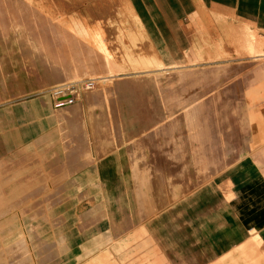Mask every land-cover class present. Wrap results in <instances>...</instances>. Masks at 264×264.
I'll return each instance as SVG.
<instances>
[{"label": "rangeland", "instance_id": "1", "mask_svg": "<svg viewBox=\"0 0 264 264\" xmlns=\"http://www.w3.org/2000/svg\"><path fill=\"white\" fill-rule=\"evenodd\" d=\"M78 2L81 5L75 6L73 12L80 22L75 19L62 23L74 25L76 33L81 34L86 32L85 25L88 27L86 48H81L83 43L77 40L75 55H96L100 62H115L116 68L107 66L106 72V64L98 69L93 68L92 62V69L61 71L49 63L45 46L41 49L43 44L29 37L26 26L19 27L8 19V11L5 12L10 23L6 19L8 24L0 25V171L12 170L0 172V255L4 258L0 264H11L12 259L17 264V256L23 260L18 264H264V238L256 230L264 228L261 213L250 221L254 228L244 234L245 240L230 253L215 254L198 229L200 213H207L202 222H218L212 211L214 202H235L236 213L243 214L245 210L239 209L243 208L240 193L251 198L253 194L249 193L254 192L256 184L264 187V148L260 151L264 147V0ZM48 4L44 3L42 11L54 13L55 8L54 12L49 7L46 10V6H51ZM94 33L101 38L96 40ZM98 42L105 51L97 49ZM253 51H259L261 57ZM170 68L175 70L174 75L169 74ZM116 69L119 75L112 86L95 78L110 75ZM88 82L90 87L84 88ZM184 84L190 90H181ZM57 88L71 89L70 105H55L52 92ZM192 92L205 97L201 106L213 114L212 118L188 119L182 114L183 119H169L166 115L171 111L176 115L181 105L187 107ZM194 94L192 99L196 98ZM165 117V126L173 121L179 129L201 124L203 119L214 129L234 128L235 135L231 134L235 139L226 140L224 136L221 149L226 154L212 163L216 164L215 171L226 172V176L215 177L214 166L194 168L191 162L178 172L189 139L154 132L151 138L166 137L162 139L165 143L170 137L171 150L165 153L177 167L169 176L166 193L153 192L155 199L144 185L150 182V176L144 177L149 173L145 170L142 175V169L148 167L143 163L146 151L128 137L139 130L144 119L158 129L156 122L167 120ZM24 138L29 146L21 149L27 147L31 151L30 161L24 158L21 163L13 156L7 157L14 152L8 150L7 144L12 140L25 143ZM252 151L262 153V157L256 160ZM127 158L134 160L129 163L138 169L118 172L114 179L119 189L98 184L96 172L89 170L93 165L109 171L120 169ZM53 160L56 163L50 164ZM206 168L207 174L203 172ZM195 170L204 174L195 175ZM202 174L208 178L204 180ZM140 175V180L146 179L140 182L142 186L136 183L131 185L133 189L126 187L130 177L135 182ZM213 179L215 189L209 197L213 202L200 198L186 202L188 191L193 193ZM151 181L152 187H148L153 190H148L154 191ZM149 193L159 205L146 195ZM132 197L156 205L149 210H159L150 212L133 205ZM259 203L264 205V195ZM122 207L120 215L110 216V211ZM173 211L174 222L170 218ZM211 239L214 245L215 237ZM7 251L9 255L5 254Z\"/></svg>", "mask_w": 264, "mask_h": 264}, {"label": "bare ground", "instance_id": "2", "mask_svg": "<svg viewBox=\"0 0 264 264\" xmlns=\"http://www.w3.org/2000/svg\"><path fill=\"white\" fill-rule=\"evenodd\" d=\"M78 1H82V4H86L87 3V1L88 0H0V23H2V24H0V25H5L6 23V19H7V17L8 16H6L8 13V15H10L9 17H11V18H9L8 17V19H11L12 21H13V23L15 24V22L17 23V24H19V27H20V24L22 25V26H26V28H27V32H28V35H29V37L31 38V39H33V40H38V41H36V42H39L40 41V44L42 45V47H41V49L44 47V52L45 53H48L49 55H50V57H49V55H48V57H49V63L51 64L52 63V65L54 66V68L56 67H58L57 69H59V70H61V71H71V70H73L72 72H74V70H76V72L77 71H79V70H86V69H92V67H91V63L93 62V64H92V66H93V68H100V67H102V65L103 64H106V72H107V70H109V69H107V66H111L112 67V65L113 66H115L116 64H115V62H110L111 60H109V62H108V60L106 61V60H103L102 62H100V58H97L96 57V55L95 56H90V57H88V56H81V55H75L76 54V48L78 47V45L79 44H77V40L79 41V42H82L83 43V45H79L81 48H86V43H85V38L88 36V31H87V28H86V25L85 24H83V26L85 25V30H86V32L83 30V26H81V28H79V29H82V32L84 31V34H81V33H76V29H74L73 28V26H71V27H69V25L67 26V24L65 23V26L62 24L63 22H67V21H77V20H79V19H77V15H75L74 14V12H73V10H74V8H75V6H77L78 4H80ZM44 3H49L48 5H50L51 4V6H53V8L51 7V6H46V10H47V7H49L50 9H52L53 10V12H54V8L56 9L55 10V12L54 13H51L50 14V12L48 13V14H46V12L44 11H42V9H44V8H42V7H44L43 5H44ZM46 5V4H45ZM81 5V4H80ZM42 8V9H41ZM85 13H87L88 11H87V9H85V7H83V9H82ZM5 11H8V13H6ZM48 11H51V10H48ZM57 11V12H56ZM4 13H6L5 15H4ZM45 13V14H44ZM7 19V21L10 23V20H8ZM75 19H77V20H75ZM87 19V18H86ZM85 18L83 19L84 21L86 20ZM77 22H80V20L79 21H77ZM86 22V21H85ZM84 22V23H85ZM68 23H70V22H68ZM75 23V22H74ZM74 23H72V24H74ZM8 24V23H7ZM6 24V25H7ZM49 24H51V25H49ZM53 24V25H52ZM80 24V23H79ZM4 25H3V27H4ZM10 26H11V24H9ZM49 25V26H48ZM71 25V24H70ZM15 27V26H14ZM10 28V27H9ZM25 28V27H24ZM71 28V29H70ZM72 28H73V31H72ZM12 29H13V27H12ZM22 30V29H21ZM75 30V31H74ZM245 30H247V29H245ZM6 31V30H5ZM235 31V30H234ZM241 31V30H240ZM246 32V31H245ZM251 32V31H250ZM6 33H7V31H6ZM15 33V32H14ZM23 35V34H22ZM25 36H27V35H25ZM93 36H95L94 38L97 40V39H99V38H101L100 37V34L99 33H94L93 34ZM20 37H24V35L23 36H20ZM19 37V38H20ZM22 38H20V39H22ZM26 38V37H25ZM241 38V37H240ZM24 39V38H23ZM27 39V38H26ZM26 39L25 40H23V41H26ZM252 40V39H251ZM22 41V42H23ZM250 41V40H249ZM27 42H29L28 40L26 41V43ZM252 42V41H251ZM24 43V42H23ZM99 43V45L97 46V49L99 50V51H105V48L102 46V45H100V42H98ZM240 43V42H239ZM28 44V43H27ZM34 44V43H33ZM39 44V43H38ZM39 44V46H41ZM30 45V44H29ZM38 45H37V47H39ZM252 46V45H251ZM39 49V48H38ZM241 50V49H240ZM256 50H257V48H256ZM259 50V49H258ZM41 51H43V50H41ZM234 51V50H233ZM260 51H262V50H260ZM237 52V51H236ZM263 52V51H262ZM261 52V53H262ZM41 53V52H40ZM239 53V52H238ZM250 53H252V49H251V51H250ZM249 53V55L250 56H252L251 54ZM253 53L255 54L256 53V57H261V54H260V52L259 51H253ZM258 53V54H257ZM262 56H263V54H262ZM109 58V57H108ZM253 58V57H252ZM102 60V59H101ZM97 62H98V65L96 66L95 64H97ZM95 63V64H94ZM109 63V64H108ZM48 65V64H47ZM95 66V67H94ZM50 67H52V66H50ZM49 67V68H50ZM53 68V67H52ZM52 68H50V69H52ZM109 68V67H108ZM115 68H116V66H115ZM56 69V70H57ZM163 69V68H162ZM170 70H171V68H170ZM258 70V69H257ZM260 70V69H259ZM262 70V69H261ZM111 71V70H110ZM118 71H119V69H118ZM117 71V69L116 70H112V72L113 73H111L110 75H109V73H106V74H108V75H100V76H98V77H95V78H99L98 79V81L100 80V82H101V84H104V83H109L110 82V84H111V86H112V84L113 83H115L116 81H115V77L116 76H118L119 75V72ZM169 71V70H168ZM109 72V71H108ZM171 72H172V70H171ZM175 70L172 72V73H170V71H169V74L170 75H174L175 73ZM254 72H256L255 70H254ZM100 73H104V72H100ZM179 73V72H178ZM69 74H72V75H76L77 73H70L69 72ZM177 74V73H176ZM255 74V73H254ZM77 75H79V74H77ZM82 75V74H81ZM190 76V75H189ZM73 77V76H72ZM77 77V76H76ZM254 77V76H253ZM252 77V78H253ZM75 78V77H74ZM78 78V77H77ZM199 78V77H198ZM185 79V78H184ZM251 79V78H250ZM249 79V80H250ZM196 80V79H195ZM247 81V80H246ZM97 82V81H96ZM240 82V81H239ZM250 82V81H249ZM86 84V83H85ZM84 84V85H85ZM183 84V83H182ZM246 84V83H245ZM86 85H88V84H86ZM191 85H193V84H191ZM235 85V84H234ZM111 86H108V85H102V87H111ZM180 86H182V85H180ZM184 87L183 88H180L181 90H185L187 87H188V89L190 88L189 86H185V84L183 85ZM191 87H193V86H191ZM239 87V86H238ZM85 88H87V87H85ZM179 88V87H178ZM75 89L76 88H74V87H72V90L73 91H75ZM235 89V88H234ZM71 90V89H70ZM70 90L68 91V88H66V89H63V90H58L57 92H55V91H53L52 93H53V96H54V98L56 99V102H55V105H56V103H58V98H65V99H62V100H60V102L58 103V104H61V106L62 107H64V106H68V105H70V103H72V99H71V97H68V95H71V94H73V92H70ZM178 90V89H177ZM180 90V91H181ZM190 90V89H189ZM230 90V89H229ZM171 91V90H170ZM187 91V90H186ZM191 91H193V90H191ZM196 91V90H195ZM194 91V92H195ZM200 91H202V90H200ZM204 92H205V90H203ZM232 91V90H231ZM172 92V94H174L173 92H175V91H171ZM188 92V91H187ZM194 92H192L191 93V96H189L190 98L192 97V94H194ZM198 92V91H197ZM197 92L195 93V94H197ZM208 92V91H207ZM237 92V91H236ZM176 93V92H175ZM185 93V92H184ZM201 92H199V94H200ZM58 94L60 95V96H58ZM67 94V95H66ZM186 94V93H185ZM185 94H184V97H185ZM188 94V93H187ZM194 94V95H195ZM177 95V94H176ZM182 95V94H181ZM67 96V97H66ZM196 96V95H195ZM238 96V95H237ZM187 97V96H186ZM188 97V98H189ZM194 97V96H193ZM189 98V103H188V105H187V107L186 106H180V108H179V110H178V113L176 114V115H174V113H171V112H173V111H171L169 114L170 115H166V116H168V118L169 119H174V120H176V118L178 119V117L180 118V116L183 114L184 116H187V118L189 119V117L191 118V119H202V118H206V117H210V115H213V114H209V112H206L205 110H204V108H202L203 106H201V103L203 102V100L205 99V97H203V95H202V97L201 96H196V98L195 99H190ZM208 98V97H207ZM214 98V97H213ZM184 99V98H183ZM186 100H187V98H186ZM208 100V99H207ZM254 100V99H253ZM154 101V100H153ZM232 101V100H231ZM252 101V100H251ZM185 102V101H184ZM187 102V101H186ZM195 102V103H194ZM226 103V102H225ZM153 104V103H152ZM187 104V103H186ZM202 104H204V103H202ZM144 105V104H143ZM184 105V104H183ZM211 105V104H210ZM159 106V105H158ZM207 106V105H206ZM162 107V106H161ZM170 107V106H169ZM238 107V106H237ZM145 108V107H144ZM147 108V107H146ZM213 108V107H212ZM215 108V107H214ZM154 109V108H153ZM171 110V109H170ZM210 110V109H209ZM253 110V109H252ZM258 111H259V109H258ZM160 112V111H159ZM155 114V113H154ZM157 114V113H156ZM159 114V113H158ZM141 115V114H140ZM146 115H147V113H146ZM160 115V114H159ZM214 117H217V116H214ZM226 116H224V118H225ZM143 118V117H142ZM145 118V117H144ZM157 118V117H156ZM159 118H161L160 116H159ZM167 120H164V121H162V120H160L159 122H156L157 123V126H160V127H158V129L155 127V129L154 128H152V125H154V124H152V122L151 121H149V120H147V119H144L143 121H142V123H141V127L139 128V130L138 131H136V132H132V134L128 137L129 138V140H131V141H133L134 143H138L139 144V146L143 149V152L144 151H146L145 153L146 154H144V156H145V158L142 156V160H143V158H144V160H143V163L145 162L146 164H148V167H147V169H142V170H144V171H142L143 172V174L142 175H144L145 174V170L147 171V173H149V175L148 174H145L144 175V177L145 176H147V178H148V176H150V180H148V181H150L149 183H146V184H144V185H146V187H147V189L146 188H144V189H146L147 191H149V192H154L155 193V191H160V190H162V191H164L167 187H169V185H170V183H169V176H171L172 175V173L173 172H176V168L177 167H179L178 169H177V171L178 172H180L182 169V171L181 172H183L186 168H188V166H189V164H190V162L191 163H193L194 164V168H198L200 165H204V166H208L207 168L209 169V168H211L210 166H214L212 163H216V162H214V161H216V159H220V157H222V156H224L226 153L225 152H223V149H221L222 147H223V145H222V143H224V141H225V137L226 138H228V139H226V140H230L231 139V137H233V139H235L234 138V136H232V134H234V128L231 130V131H228V128L227 129H225V128H223L222 130L220 129V130H218V129H214V127H213V125H211V123H207V122H205L204 121V119L202 120L203 122H201V124H199V123H192V124H190L191 126H187V128L185 129V128H182V129H179L178 127H174L173 125H174V123H172L173 121H169V126H165L166 125V122L168 121V118L167 117H165ZM164 118V119H165ZM181 118H182V116H181ZM210 118H212V117H210ZM231 118V117H230ZM151 119V118H150ZM154 119V118H153ZM183 119V118H182ZM181 119V120H182ZM214 119H217V118H214ZM213 119V120H214ZM228 119V118H227ZM156 120V119H155ZM154 120V121H155ZM158 121V120H157ZM201 121V120H200ZM236 121V120H235ZM151 122V123H150ZM192 122V121H191ZM190 122V123H191ZM210 122V121H209ZM237 122V121H236ZM154 123V122H153ZM186 123V122H185ZM213 123V122H212ZM152 124V125H151ZM176 124V123H175ZM195 124V125H194ZM151 126V127H150ZM165 126V127H164ZM258 126V125H257ZM216 128H217V125H216ZM149 129H151V131L149 130ZM224 129H225V131H224ZM236 129V128H235ZM227 130V131H226ZM258 130V129H257ZM249 131V130H248ZM157 134V133H160V132H165V134L166 135H170V134H172V135H175L176 134V136H183L184 135V138H185V136H187V139H189V142L187 143V150H186V152H183L181 155H183V160H181V161H179V165L177 166V167H175V165L173 164L174 163V160H173V163H171L170 162V158H169V156H167V154L165 153V151H169V150H171V149H169V148H171V147H168V145L171 143L170 142V137H167L168 138V140L166 141L167 143H165V141L163 142L162 141V139H165V138H162V139H159V138H156L157 137V135H156V137L154 136V137H152L151 138V136L153 135V134H155V133ZM153 133V134H152ZM232 133V134H231ZM162 134H164V133H162ZM161 134V135H162ZM238 134H239V132H238ZM238 134H237V136H238ZM248 134V133H247ZM250 134V133H249ZM161 135H160V137H161ZM190 135L191 136H193V137H190ZM231 135V136H230ZM235 135V134H234ZM137 136H139L138 138H137ZM175 136V137H176ZM224 137V140L222 139V137ZM236 136V137H237ZM240 136V135H239ZM243 136V135H242ZM246 136V135H245ZM248 136V135H247ZM164 137V136H163ZM241 137V136H240ZM243 138H245V137H243ZM171 139H175V138H171ZM220 139V140H219ZM177 141V140H176ZM169 143V144H168ZM177 145V144H176ZM256 145V144H255ZM262 145V144H261ZM153 146H155V147H153ZM170 146H171V144H170ZM263 146V145H262ZM261 146V147H262ZM168 147V148H167ZM260 147V148H261ZM146 148V149H145ZM183 148V147H182ZM259 148V149H260ZM263 148L264 147H262V149L260 150V151H262L263 150ZM170 152V151H169ZM253 152V151H252ZM251 152V153H252ZM263 152V151H262ZM262 153H259V152H253V155H257V157H256V160L258 159V158H260V157H262V155H261ZM170 155V154H169ZM252 155V154H251ZM252 155V156H253ZM121 156V155H120ZM184 157L185 158H187L188 157V159L189 158H191L192 159V161H189L188 159H184ZM121 158H123V156H121ZM179 158H180V156H179ZM236 157H234V159H235ZM239 159V158H238ZM238 159H236V161H238ZM132 160V159H131ZM131 160H129V161H131ZM171 160V161H172ZM220 160H222V159H220ZM260 160V159H259ZM122 161V160H121ZM129 161H128V158H127V161H125V159H124V161L122 162V165H121V167H120V169L119 168H111V171H109V170H107V169H104V168H100V167H98V166H94L93 165V167L91 168V169H89V170H94V172H96V180H97V183L98 184H100V185H104V186H106V188L108 189V187L109 186H114V187H116V188H120V185H119V183H117V180L116 179H114L116 176H117V174H118V172L119 171H121L122 172V174L123 173H125V172H135L137 169L136 168H134L135 167V165L132 163H129ZM134 160H132V162H133ZM235 161V160H234ZM233 161V162H234ZM235 161V162H236ZM261 161V160H260ZM217 162H220V161H218L217 160ZM232 162V163H233ZM97 163V162H96ZM181 163V164H180ZM262 163V162H261ZM172 164V165H171ZM178 164V163H177ZM229 165H232V164H229ZM228 165V166H229ZM91 166V165H90ZM146 166V165H145ZM215 166H216V164H215ZM213 167L212 168V170L214 171V173H213V175H215V177L216 176H222V177H224V176H226V172H224V173H222V174H220L221 173V170L220 171H215L216 170V167ZM218 166V165H217ZM59 167H61L60 165H59ZM202 168H203V166H201ZM200 167V168H201ZM202 168H201V170H202ZM207 168L205 169V170H203V172L205 171L206 172V174H207V172L208 171H206L207 170ZM224 168H226V166L224 167ZM179 169H181V170H179ZM77 170V169H76ZM132 170V171H131ZM198 170V169H197ZM211 170V169H210ZM209 170V171H210ZM58 171H60L61 173L63 172V170L61 169V168H59L58 169ZM83 171H85V170H83ZM196 171V170H195ZM200 171V170H199ZM213 171H211V173L213 172ZM198 171H196L194 174L195 175H198V173H200V176H201V172L202 171H200V172H198ZM202 172V173H203ZM218 172H220V173H218ZM95 174V173H94ZM174 174V173H173ZM177 175H178V173H176ZM180 174V173H179ZM193 174V175H194ZM204 174V173H203ZM202 174V175H203ZM100 175V176H99ZM127 175V174H126ZM208 175H209V173H208ZM208 175H203L204 177V180H205V177L206 178H208ZM211 175V174H210ZM209 175V176H210ZM212 175V176H213ZM144 177H143V179H144ZM214 177V176H213ZM140 178H142V176L140 175V176H137V178H136V180H135V182H131V177H130V179L128 180L129 182H127V181H125V183H126V187L127 188H130L131 187V185L133 186V184L134 185H136V183H140V182H143V179L142 180H140ZM146 178V177H145ZM146 178V179H147ZM154 178V179H153ZM202 178V177H201ZM146 179H144V181L146 180ZM215 179V178H214ZM214 179L212 180V181H209V182H207L206 183V185L204 184L203 185V187L202 188H204V190H206L207 188H211V190H210V193H212L213 194V190L215 189V188H213V181H214ZM151 180H153V182H154V184H155V189H154V191H150V190H148V186L150 185L151 187H152V181ZM175 180V179H174ZM176 180H178V179H176ZM184 180V179H183ZM200 181H204L203 179H199ZM254 180V179H253ZM258 180V179H257ZM173 181V180H172ZM199 181V182H200ZM208 181V180H207ZM256 181V180H255ZM147 182V181H146ZM177 182V181H176ZM198 182V183H199ZM205 182V181H204ZM215 182V181H214ZM197 183V184H198ZM130 184V185H129ZM140 185L142 186V184L140 183ZM139 185V186H140ZM257 185V184H256ZM197 186V185H196ZM195 186V187H196ZM217 186V185H216ZM134 187V186H133ZM132 188V187H131ZM138 188V187H137ZM136 187H135V189H137ZM194 188V187H193ZM202 188H199L198 190H195L194 189V192H196V191H199V190H201ZM133 189V188H132ZM139 189V188H138ZM149 189H151V188H149ZM197 189V188H196ZM140 191H141V189H139ZM146 190H144V192L145 193H147L146 192ZM151 190H153V189H151ZM187 190V189H186ZM185 190V191H186ZM166 191L167 190H165L164 192L166 193ZM108 192V191H107ZM163 192V193H164ZM169 192V191H168ZM193 192V193H194ZM142 192H140V194H141ZM152 193H149V194H146V195H151V197H152V199L155 201V199L157 198L156 197V193L153 195L154 196V198H153V196H152ZM159 193V192H158ZM164 193V195H165V198H166V194ZM190 191H188V193H187V196H191V195H193L192 193H190ZM132 195V194H131ZM185 196H186V193L184 194ZM143 195L141 194V197H142ZM157 196H159V195H157ZM186 196V197H187ZM199 197V195H196L195 197ZM141 197H139V198H141ZM146 197H148V196H146ZM151 197H148L149 199L151 198ZM161 197V196H160ZM144 198V197H143ZM164 198V197H163ZM168 198H169V196H168ZM132 199H133V197H132ZM142 199V198H141ZM140 199V201L138 200V199H133L134 201H132L134 204L133 205H135V204H137L138 206H140L142 209H148L149 210V208L152 206V204H150L149 202H142V200ZM179 199V198H178ZM131 200V199H130ZM130 200H129V202H130ZM147 200V199H146ZM151 200V199H150ZM152 200V201H153ZM165 200H167V199H165ZM145 201V200H144ZM176 201V200H175ZM155 202H157V200L155 201ZM162 202V201H161ZM131 203V202H130ZM166 203H167V201H166ZM165 203V204H166ZM156 204H158V202L156 203ZM162 204H163V202H162ZM168 204V203H167ZM136 205V206H137ZM159 205V204H158ZM130 206H132V205H130ZM166 206V205H165ZM134 207V206H133ZM133 207H132V209H133ZM153 208L154 207H156V205L155 206H152ZM151 207V208H152ZM159 207V206H158ZM136 208L137 207H135V210H136ZM162 208H163V206H162ZM161 209V208H160ZM122 210H123V207H122V209H119L118 211H110L109 212V214H110V216H116L117 214L118 215H120L121 213H122ZM147 210V211H148ZM155 209H153V211H154ZM159 209H157L156 208V211H158ZM150 212L152 211V210H149ZM148 211V212H149ZM152 211V212H153ZM156 211H154V212H156ZM147 213V212H146ZM148 215V214H147ZM150 216V215H149ZM148 217V216H147ZM145 219H147V218H145ZM144 220V219H143Z\"/></svg>", "mask_w": 264, "mask_h": 264}, {"label": "crops", "instance_id": "3", "mask_svg": "<svg viewBox=\"0 0 264 264\" xmlns=\"http://www.w3.org/2000/svg\"><path fill=\"white\" fill-rule=\"evenodd\" d=\"M29 122V120H27ZM25 143H23L22 141L17 142L16 140H12L11 142H9L7 144V148L9 151H14V152H10L9 156H13L15 157L17 160H19L18 162H23L24 160H27L28 162L30 161V156H31V151L29 149H21L22 146H29L28 143V139L24 138ZM19 143V144H18ZM21 146V147H20ZM20 148V149H19ZM39 157V156H38ZM21 158V159H20ZM60 161V160H59ZM56 161H52V163L50 164H55ZM11 172V169H4L1 170L0 172ZM264 187L262 186H257L255 185L253 187V191L252 193H249L250 196L253 194V196L251 198L245 197L244 195L246 194H242V192L240 193V197H239V201L243 204V208H239V209H243L245 210V213H240L239 211L236 213L235 208H237L235 202H227L223 199L222 202H217V203H213V212H214V216L216 217L217 221L216 223H211L209 222L207 219H204L202 222V218L207 214H201V219L199 221L198 224V229L200 232V235L205 238V240H207L206 242L208 243V246H212V248H214V252H216L215 254L217 255H222L225 254L231 250H233L235 247L240 246L241 242H243L245 240V233L250 229V228H254L253 224L250 222L252 219H254L257 214H262V218L261 221L264 222V205L259 203V199L263 197L264 195V191H263ZM211 188H207L206 190L201 189L199 191H196L194 193H192L193 195H189L187 196L188 199L186 202H190L192 201V199H196V198H200L203 199L205 201H212V199H210L209 197L212 198L210 193ZM218 191V190H217ZM198 192V193H197ZM213 192V191H212ZM196 195H199V197H195ZM239 205V204H238ZM263 210V211H262ZM181 215V214H180ZM170 218L171 220H175V213L174 211L172 212V214H170ZM256 229V228H255ZM258 232L262 233V236L264 238V228H260V229H256ZM212 237H215L214 241V245L211 244L212 242ZM44 251V249H43ZM9 252V253H7ZM5 252L6 255L10 254V251ZM202 252V250H201ZM11 255H13V250L11 251ZM230 253V252H229ZM10 255V256H11ZM39 255H42L40 253L39 250ZM38 255V259L40 258V256ZM13 257V256H12ZM4 258L2 257V255H0V262L3 260ZM40 260V259H39ZM13 263V259L11 260ZM23 262L22 259H19V256H17L16 258V262L17 264L19 262ZM21 264V263H20Z\"/></svg>", "mask_w": 264, "mask_h": 264}, {"label": "built area", "instance_id": "4", "mask_svg": "<svg viewBox=\"0 0 264 264\" xmlns=\"http://www.w3.org/2000/svg\"><path fill=\"white\" fill-rule=\"evenodd\" d=\"M86 84H88V85H86ZM86 84L84 85V88H85V87H87V88L90 87V83H89V82L86 83ZM55 90H56V91H55ZM55 90H54V91L57 92L58 90H63V89H62V88H57V89H55ZM58 96H60V95L58 94ZM62 99H65V98H61V97L58 98V103H59L60 100H62ZM58 103H57V104H58Z\"/></svg>", "mask_w": 264, "mask_h": 264}]
</instances>
